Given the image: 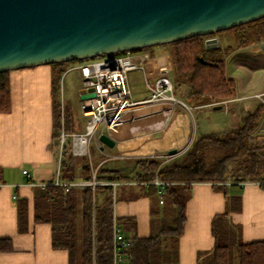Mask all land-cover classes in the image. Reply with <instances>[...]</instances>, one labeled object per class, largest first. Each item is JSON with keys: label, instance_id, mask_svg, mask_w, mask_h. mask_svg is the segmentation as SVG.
<instances>
[{"label": "trees", "instance_id": "1", "mask_svg": "<svg viewBox=\"0 0 264 264\" xmlns=\"http://www.w3.org/2000/svg\"><path fill=\"white\" fill-rule=\"evenodd\" d=\"M234 31L237 47L264 41V17L228 28ZM220 33L196 35L168 43L171 48L172 73L175 83L188 86L185 103L191 106L207 104L232 97L236 92L233 78L227 76L225 57L227 47L206 49L204 39ZM142 48V49H146ZM202 58V60H201ZM79 61V60H73ZM82 61V60H81ZM67 62L51 63L56 74L63 72ZM8 71H0V112L10 107ZM59 76V75H58ZM58 79L53 82L54 98ZM53 149L57 150L61 117L65 131H77L73 126L69 107L54 99ZM214 106V105H213ZM212 106V107H213ZM264 122V104L258 103L240 116L231 128L220 132H206L193 137L178 159L166 161L160 157H135L132 174L118 167L105 166V157L99 153V162L78 160L70 152L67 141L61 152L60 177L72 180L80 175L85 180L125 182L133 181L151 196H158L159 186L154 179L164 182L163 203L153 211L155 233L147 237H133L127 252L128 264H163V247L176 241L185 220V203L192 182L205 181L213 186L225 182L252 181L264 184V141L258 127ZM98 150L96 147L91 150ZM103 150V148H102ZM108 159V158H107ZM107 161V160H106ZM102 197L99 199V195ZM114 190L111 185L70 188L47 183L37 188L33 197V219L51 227V244L68 252L69 264H112ZM17 209L19 229H26L27 205L20 201ZM156 213V214H155ZM127 221V219H124ZM133 222H129V228ZM214 243L204 258L196 264H264V240L243 242L240 230L228 217V210L215 214L211 220ZM8 239H0V251H9Z\"/></svg>", "mask_w": 264, "mask_h": 264}, {"label": "crops", "instance_id": "2", "mask_svg": "<svg viewBox=\"0 0 264 264\" xmlns=\"http://www.w3.org/2000/svg\"><path fill=\"white\" fill-rule=\"evenodd\" d=\"M70 65L65 63L64 70ZM155 68L157 70L160 66ZM7 76L10 107L0 112V239H8L11 249L0 251V264H69L67 250L54 248L51 244L50 224L33 219L34 192L41 188L40 183L53 178L57 166L53 149V101L56 99L53 82L57 77L56 70L52 65L41 64L9 70ZM56 86L55 94L58 83ZM80 89L81 84L76 91L78 102L82 93ZM56 101L59 103L58 98ZM63 105L66 107L64 102ZM67 107L71 109V106ZM82 116L87 119L83 113ZM86 119L74 117L72 113V126L82 131ZM167 119H159L157 123L149 121L145 127L122 132L118 136L160 128ZM23 169L27 173H23ZM76 178L83 179L80 175ZM133 184V181L118 182L114 188L116 192L120 189L113 201V216L117 218L114 225L126 236L147 237L157 230L153 222L151 195L145 192V188L135 191L139 192L135 196L130 195L134 197H127L123 194L124 188ZM101 197L100 194L99 199ZM20 201L27 205L26 229L21 230L17 224ZM225 209L230 222L240 230L243 242L264 240V184L228 181L221 186H213L205 181L192 182L185 203L182 232L174 244L163 247V264H196L199 256L204 258V253L214 243L211 220ZM130 221L133 222L131 228Z\"/></svg>", "mask_w": 264, "mask_h": 264}, {"label": "water", "instance_id": "3", "mask_svg": "<svg viewBox=\"0 0 264 264\" xmlns=\"http://www.w3.org/2000/svg\"><path fill=\"white\" fill-rule=\"evenodd\" d=\"M261 17L264 0H0V71L142 49ZM204 45L216 48L219 40L207 37ZM114 137L99 135V148L112 147Z\"/></svg>", "mask_w": 264, "mask_h": 264}, {"label": "rangeland", "instance_id": "4", "mask_svg": "<svg viewBox=\"0 0 264 264\" xmlns=\"http://www.w3.org/2000/svg\"><path fill=\"white\" fill-rule=\"evenodd\" d=\"M218 33L220 34L216 37L219 40V45L224 48L228 46L230 49V52L225 57V70L227 76L235 81V93L239 95L251 94L264 90V49L261 48V44L256 43L237 47L233 30L225 29L218 31ZM171 48L168 43L148 46L144 50L149 52L152 57L145 61L144 71L134 69L130 70L127 75L132 98L136 99L148 96L149 90L146 86L145 78L148 81L152 80L155 76V67L159 65L167 68L168 75L172 81V93L177 98V101H175L165 125L156 129H152V127L150 128L152 130L141 134L123 137L115 135V144L112 147L104 145L103 150L99 148L96 152L93 151L91 155L93 164L96 165L100 161V153L102 157H105L102 160L105 161V166L118 167L132 174L136 166V161L133 160L135 157H160L166 161L178 159L194 136L197 137L206 132H220L229 129L239 121L240 116L246 115L258 104V100L255 97L248 99L246 102L249 110H244L235 103L230 104L227 108L221 107L220 109H214L209 104L198 106L186 104L184 99L186 98L188 86L186 83H175L172 73ZM57 79L60 89H57L56 99L58 98L59 101L58 96L63 91L62 100H64L63 102L66 106H71L73 116L86 119L82 116L79 109L76 94L77 88L81 84L78 73L75 70H63L62 73H57ZM145 105L149 106L152 104L146 103ZM257 129L261 137L260 140L264 141V122ZM150 137L152 138L150 139ZM90 147L91 150L96 147L93 141H91ZM173 147L178 152L173 155H167V150ZM76 158L81 160L83 157L76 156ZM141 189L140 185L134 183L129 187H125L123 194L130 197L132 194H139V192L136 193L135 191ZM216 190H218V187ZM119 193L120 189L117 192L114 190L115 197ZM158 198L157 195L150 197L154 211L161 207L158 204Z\"/></svg>", "mask_w": 264, "mask_h": 264}, {"label": "built area", "instance_id": "5", "mask_svg": "<svg viewBox=\"0 0 264 264\" xmlns=\"http://www.w3.org/2000/svg\"><path fill=\"white\" fill-rule=\"evenodd\" d=\"M152 56L144 49L125 50L101 54L80 61H69L71 65L65 71L76 69L81 78L82 93L93 92L94 96L80 99L79 109L87 119L82 131H65L63 119L61 117V127L57 139L58 148L56 154V171L49 182L40 183L44 187L51 183L62 187L65 191L70 188L90 187L92 190L96 184L111 185L113 190L118 182L95 180L96 167L92 168V178L90 180L77 179L63 180L60 177V161L63 145L68 141L72 155L85 157L91 164L90 143L93 141L99 149V135L106 134L110 137L118 135L122 126L137 119L134 111L144 104L152 105L161 102H168L173 109L177 98L172 93V81L168 75L167 68L164 72L155 70V76L148 81L145 78L146 86L149 90L148 96L141 100H134L127 82V75L130 70L139 69L144 71V63ZM60 89V87H59ZM63 93L59 94V104L61 115L63 113ZM61 96V97H60ZM256 98L258 103L264 104V90L251 94H234L232 97L207 103L211 106L221 105L227 108L230 104L240 105L244 110H249L247 100ZM146 106V105H145ZM150 106V105H149ZM152 112L148 115L154 114ZM147 115V116H148ZM157 120H155L156 122ZM101 143V142H100ZM92 165V164H91ZM27 173L26 169L22 170ZM247 182V181H242ZM153 183L159 186V203H163L164 182L154 179ZM33 184V183H31ZM133 242V238L124 235L115 225H113L112 235V264H128V250Z\"/></svg>", "mask_w": 264, "mask_h": 264}, {"label": "bare ground", "instance_id": "6", "mask_svg": "<svg viewBox=\"0 0 264 264\" xmlns=\"http://www.w3.org/2000/svg\"><path fill=\"white\" fill-rule=\"evenodd\" d=\"M169 107L171 106L168 104V102H161L159 104L150 105V106H141L140 108L134 111V115L137 117L139 116V117L137 119H134V120H131L130 122L125 123L122 126L119 133L127 132L132 129H136V128L145 127L147 126V123L149 121H153L154 123H157L159 119H161L160 121L167 119L171 111V108ZM152 112H155V113L148 115ZM144 115H148V116H144ZM155 120L157 121L155 122Z\"/></svg>", "mask_w": 264, "mask_h": 264}]
</instances>
